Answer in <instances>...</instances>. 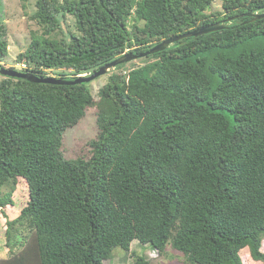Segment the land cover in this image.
<instances>
[{
	"label": "trees",
	"instance_id": "obj_1",
	"mask_svg": "<svg viewBox=\"0 0 264 264\" xmlns=\"http://www.w3.org/2000/svg\"><path fill=\"white\" fill-rule=\"evenodd\" d=\"M36 6L42 32L30 33L16 62L65 79L210 24L225 28L118 64L97 96L92 81L0 80V208L27 190L6 221L0 264H105L134 241L160 255L170 243L190 264L264 261V18L228 21L263 12L264 0ZM7 55L0 24V62ZM91 107L96 136L67 155L65 134ZM133 253L134 264H151Z\"/></svg>",
	"mask_w": 264,
	"mask_h": 264
},
{
	"label": "rangeland",
	"instance_id": "obj_2",
	"mask_svg": "<svg viewBox=\"0 0 264 264\" xmlns=\"http://www.w3.org/2000/svg\"><path fill=\"white\" fill-rule=\"evenodd\" d=\"M37 1L38 0H0V24L5 27L8 41V55L3 60L5 65L21 69L23 66L16 62L17 54L23 50L30 41V33L32 31H36L37 33L42 32L39 23L31 18V15L37 10ZM213 8L221 9V1L215 3ZM67 21L72 24L73 17L67 15ZM73 31L76 30L74 29ZM56 73L57 71H54V74ZM54 74L52 76H54ZM109 74L110 73L101 75L99 78L92 81L91 88L96 96L99 87L108 80ZM3 77L4 76L0 74V80H2ZM68 131L65 134L66 154L73 156L77 154V152L80 153L86 150L85 147L87 143L96 136L98 131L97 108H89L85 117L75 127ZM7 190L8 188H4L3 193L7 192ZM26 194L27 190L24 187H17L13 196L15 205H8L4 208L6 216L3 215L4 209L0 208V259L9 256V249L6 246L5 238L6 221L17 217L20 213L22 206L26 202ZM134 251L138 252L137 254L147 256L151 264H190L186 256L175 250L170 243L167 245L166 252L160 255L157 250L147 245H141L138 241H134L131 251H125L120 247H115L111 257L105 260V264H134ZM246 264H264V261L246 260Z\"/></svg>",
	"mask_w": 264,
	"mask_h": 264
},
{
	"label": "water",
	"instance_id": "obj_3",
	"mask_svg": "<svg viewBox=\"0 0 264 264\" xmlns=\"http://www.w3.org/2000/svg\"><path fill=\"white\" fill-rule=\"evenodd\" d=\"M252 17V20H256V19H261L264 18V11L260 12V13H252V12H248V13H244V14H239L235 17H230L228 18V21H232L235 18H242V17ZM225 28V24L224 23H215V24H210L208 26H204L186 33H182L180 35H176L173 37H170L168 39H165L161 42L156 43L155 45L149 47L147 50L141 52V53H135V52H128L124 55H122L121 57L115 59L114 61L104 65L103 67L95 70L92 73L89 74H83V75H79L78 77L74 78V79H65L62 77H56V76H49V75H45V76H40V75H36L34 73L28 72V71H24L21 69H16V68H7L5 66L0 65V74L3 76H9V77H14V78H22V79H26L28 81L31 82H36V83H52V84H79V83H84V82H91L94 81L95 79H97L98 77H100L101 75H104L106 73H108V71L114 67H116L118 64L121 63H125V62H129L131 60L140 58V57H144L156 52H159L161 50L166 49L170 44L187 38V37H191V36H199L205 33H209V32H213V31H217L220 29Z\"/></svg>",
	"mask_w": 264,
	"mask_h": 264
},
{
	"label": "built area",
	"instance_id": "obj_4",
	"mask_svg": "<svg viewBox=\"0 0 264 264\" xmlns=\"http://www.w3.org/2000/svg\"><path fill=\"white\" fill-rule=\"evenodd\" d=\"M23 66H25V65L23 64Z\"/></svg>",
	"mask_w": 264,
	"mask_h": 264
}]
</instances>
